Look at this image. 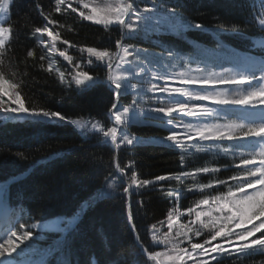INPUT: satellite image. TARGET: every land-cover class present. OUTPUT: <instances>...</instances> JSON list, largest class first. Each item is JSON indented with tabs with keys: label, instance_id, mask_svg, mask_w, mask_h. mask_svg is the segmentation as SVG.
<instances>
[{
	"label": "trees",
	"instance_id": "1",
	"mask_svg": "<svg viewBox=\"0 0 264 264\" xmlns=\"http://www.w3.org/2000/svg\"><path fill=\"white\" fill-rule=\"evenodd\" d=\"M16 1L14 35L0 56V78L16 86L19 100L4 96L9 104L0 107V182L20 177L27 198L35 200L38 220L58 215L76 218L77 223L67 234L52 238L56 260L60 264H93V258L97 264H156L143 255L130 226V185L133 223L140 241L162 264H188L184 257L187 250L194 252L199 261H206L204 264H264L261 245L223 249L217 255L213 246L218 238H214L211 225L200 228L196 248L181 243L167 227L178 202L176 194H184L179 200L181 206L192 210L202 199L236 188L243 176L244 158L232 163L222 155L216 161L217 153L227 148H245L255 141V136L222 146L210 140H190L186 146L178 147L168 142L166 128L132 124L128 132L138 141L120 146L123 177L118 176L116 153L105 134L113 130L108 113L114 102L107 69L113 63L123 27L87 21L79 18L75 10L67 15L53 13L50 0ZM240 1L128 0L132 10L127 22L131 61L145 59L154 63L161 60L158 54L164 52L199 56L213 66L238 64V57L254 59L259 23L250 20L244 9L239 10L238 6L243 7ZM42 13H52L54 23L59 24H51L50 35L59 71L49 66L35 37V32L45 25ZM61 54L73 58V64L62 60ZM76 61L82 62L80 72L93 79V84L83 90L61 78V73L72 77L70 71L76 69ZM122 101L127 103L131 97L123 96ZM21 103L28 111H5ZM44 111L56 113L57 117L37 120L27 116L32 112L43 115ZM232 112L236 118L247 113L240 109ZM14 115H22L20 121ZM83 117L99 121L103 131L84 136L65 122ZM204 145L207 149L198 152ZM157 230L160 232L155 233ZM176 245L181 255L171 252Z\"/></svg>",
	"mask_w": 264,
	"mask_h": 264
},
{
	"label": "rangeland",
	"instance_id": "2",
	"mask_svg": "<svg viewBox=\"0 0 264 264\" xmlns=\"http://www.w3.org/2000/svg\"><path fill=\"white\" fill-rule=\"evenodd\" d=\"M51 1L55 4L53 12L57 14L67 15L71 8L72 11L74 9L77 14H79V18L101 25L106 23H99L98 21L105 19V17L97 10L94 4L103 6L105 4L115 5L118 2V0H74V3L71 2V0ZM122 6L123 4L115 6L112 15L118 16L119 9ZM124 7H126L125 3ZM109 20L110 18L108 21ZM119 21H121V18L118 16L115 23H119ZM45 31H47V28L38 32V36L40 35L43 45L45 43L43 37ZM10 36L11 33L8 28L2 26L1 23L0 46L4 45L9 40ZM44 49L53 68V66L57 65V58L53 55V51H51L52 49L49 45H44ZM159 54L165 59H168V62H164L163 68L156 70L147 62L138 63L133 68V76L138 79V82H133L132 84L138 85L137 87L135 86L138 91L133 95V102H128L126 104L127 106L124 105V102H122V105L121 103H117L114 106L110 117H112L115 125L122 124L129 127L134 123H138L139 125L158 123L168 128L172 141H181V143H183L186 138L200 140L236 138L242 135V133L235 137H228L225 135L216 136L208 131L216 127L217 132L223 133L226 126L233 122L244 125V128L241 129L242 132L248 127H259L264 125V104L233 103V101L248 96L250 92L264 87V61L255 66L248 65L240 68H220L211 65L210 62H206L203 58L195 55L180 56L168 53ZM64 58L67 60L69 59L68 57ZM80 66L81 63H77V67ZM120 67V73L127 76L124 71L126 67L124 60H121ZM108 74H111L110 70H108ZM87 75L88 74L81 73L80 71H73V76L87 77ZM73 76L70 78L71 81H74ZM62 78H66V75L63 74ZM91 80L93 79H88L80 84V89L83 90L87 88ZM0 83L2 84L0 85L1 91L4 92V96H6L7 99H18L16 86L4 82ZM122 83L126 90H131L128 86L130 83ZM110 89L116 97L115 86L110 85ZM220 93L223 94V98L227 102H220L208 98L215 97ZM120 94H122V90ZM7 104H9V102L3 100V107ZM218 106L248 110L251 112L250 114L253 118L245 122L233 120L230 118V114L226 112V110L229 111V109H220ZM125 107L130 108L128 120L126 124L117 123V116ZM31 115L35 118H43L46 120L57 117L56 115L46 117L37 112H32ZM74 119L96 122L95 119L90 117ZM70 120H68V122ZM73 126L82 134L86 135L91 124L89 123L87 128H78L76 125ZM194 130H201L200 134L196 135ZM261 140L263 143L261 142L259 144V151L255 154L257 161L259 160V152L264 150V134H261ZM124 143L129 144L126 139ZM183 197L184 194L181 193L175 195L178 202L172 209L173 217L168 224L169 231L174 233L176 237L180 239L181 243H188V245L196 248L199 245L198 239L201 237L200 228L206 224L213 226L214 231H212V234L214 238H218L213 246L216 249L217 255H220L221 250L226 248H235L238 245H245L249 242H264V238H260L263 235L262 233H264V219H261L257 223L255 216L250 219L248 216L233 209L231 205H226L223 200L217 202V197H213V195L209 198L202 199L196 209L184 210L181 206V201H179L183 199ZM62 222L63 219L58 218L40 224L41 227L35 229V231L44 235L47 234L46 231L60 228ZM40 230L42 232H40ZM258 231L261 233H256ZM158 232L157 230L155 233ZM7 239L8 238L4 239L2 243ZM256 239L260 240L254 241ZM13 242L18 245L16 251L25 244L15 238H13ZM184 257L188 264H204L206 262L199 261L198 256L195 255L194 252L190 253L189 250L185 251ZM10 259L9 254H6L5 257H0V264H5L6 261L9 263L12 262ZM40 259L41 257L38 256H26L21 259V263L19 264H33V260L38 261Z\"/></svg>",
	"mask_w": 264,
	"mask_h": 264
},
{
	"label": "snow or ice",
	"instance_id": "3",
	"mask_svg": "<svg viewBox=\"0 0 264 264\" xmlns=\"http://www.w3.org/2000/svg\"><path fill=\"white\" fill-rule=\"evenodd\" d=\"M123 3V0H118V2L115 5L105 4L103 6L94 4V6L97 8L98 11H100L105 19H101L98 22L99 23H107L108 19L116 20L118 19L117 16H113V10L115 6H119ZM128 11L127 7H120L119 9V18H122ZM144 22V18H142V23ZM259 23L264 26V19H260ZM196 27H200L199 24L196 25ZM221 28L224 27V25H220ZM235 30V28H233ZM125 54H127V48L122 49ZM115 54H113V57ZM100 57H98L99 59ZM109 80L112 81L113 84L119 85V82L121 80V77L117 75L116 73H112L109 75ZM91 79L90 77H77L73 76V80L77 85L82 84L84 81ZM134 87V86H133ZM14 97L16 98L14 92ZM3 98H4V92L0 91V107H3ZM209 99L218 100L220 102H227L223 98V94H217L215 97H208ZM17 99V98H16ZM19 99H17L18 101ZM233 103L236 104H253V103H260L264 104V87H262L259 90L252 91L248 94V96L243 97L240 100L233 101ZM5 111H13L17 113H23L25 111H28V108H25L24 105L21 103L18 107L14 108H5ZM130 111L129 107H125L122 112H120L117 116V123H125L128 120V113ZM166 112V110H165ZM167 114V113H166ZM43 115L46 117H52L57 115L56 113H50L47 111L43 112ZM70 124L76 125L78 128H87L88 124L90 123L91 126L88 129L89 131L95 130V131H103L101 128L100 122H88L84 119H71L69 121ZM218 127V126H217ZM244 128V125L237 124L235 122L230 123L228 126H226V129L223 133L217 132V128H211L208 131L216 136L219 135H225L228 137H235L236 135L240 136H250V135H261L264 134V125H261L259 127H248L245 131H241V129ZM201 130H194L196 135L200 134ZM107 136H110L112 139H115V131L112 132H106ZM125 139L130 143L132 140H135V137H125ZM18 156H23V153H17ZM242 171V178L237 181V186L235 191L232 188L227 189V192L223 196H218L217 202H220L223 200V202L226 205H231L233 209L240 212L243 215L248 216L250 219L255 216L257 223L264 219V150L259 152V160L257 161L256 155H252L249 159V161L244 164L241 168ZM108 187H112L111 184L108 185ZM71 223V221H69ZM41 225L39 223H31L28 224L25 223H19L17 221V226L15 231H11L10 236L7 240H5L4 243H0V257H5L6 254L11 255V253L16 251V248L18 245H16L13 242V238L19 239L21 243H24L26 241H29L32 239L34 233L33 230L40 228ZM19 233V235H18ZM261 233V232H256ZM264 234V233H262ZM260 239H256L254 241H259ZM254 245H261L264 246V243L257 242ZM244 250V249H243ZM52 250H45L44 255L51 254ZM173 255H181V250L179 249V246H174L173 250L171 251ZM5 264H9V262H5ZM35 264H45V259L42 258L35 262Z\"/></svg>",
	"mask_w": 264,
	"mask_h": 264
},
{
	"label": "water",
	"instance_id": "4",
	"mask_svg": "<svg viewBox=\"0 0 264 264\" xmlns=\"http://www.w3.org/2000/svg\"><path fill=\"white\" fill-rule=\"evenodd\" d=\"M149 257H151L150 255H148Z\"/></svg>",
	"mask_w": 264,
	"mask_h": 264
}]
</instances>
